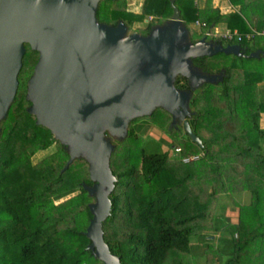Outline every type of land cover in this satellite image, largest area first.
<instances>
[{"label":"trees","instance_id":"1","mask_svg":"<svg viewBox=\"0 0 264 264\" xmlns=\"http://www.w3.org/2000/svg\"><path fill=\"white\" fill-rule=\"evenodd\" d=\"M229 1L237 10L221 17L211 0L202 7L195 6L194 0H143L139 13L127 10L126 0H100L96 18L112 27L121 21L128 34L145 36L154 26L146 21L149 16L160 25L176 7L193 43L204 37L198 31V37L191 38L197 20L208 31L224 19L234 22L231 29L241 33L249 31L247 24L264 29V0ZM139 23L142 30L135 27ZM237 45L245 55L256 50L264 53V37ZM24 48L17 90L0 121V264H103L87 249L90 239L85 236L92 218L88 206L94 202L82 187L92 184L88 165L79 158L64 169L69 159L66 148L27 112L31 103L26 99V84L38 52L28 44ZM191 64L202 74H223L221 81L191 91L188 123L202 147L186 134L180 137L182 128L166 130L171 117L160 108L133 118L126 135L110 142L109 166L116 181L109 196L111 212L101 226L103 241L120 264H193L191 239L205 241L204 233L212 230L231 238L220 239L219 248L205 245L199 259L207 257L208 264H245L250 257L253 264H264V91L257 87L264 85V57L219 53L192 59ZM174 86L190 92L184 77L178 76ZM144 123L170 132L161 142L172 151L179 147L181 156L202 153V157L188 164L174 155L172 160L170 150L161 151L154 143L160 141L135 133L134 125ZM52 145L55 150L49 156L32 162ZM242 192H248L251 200L239 207L236 223L218 217L209 226L216 197ZM219 222L224 225L219 227ZM234 232L238 239L233 238ZM259 242L262 249L255 257L250 247Z\"/></svg>","mask_w":264,"mask_h":264},{"label":"water","instance_id":"2","mask_svg":"<svg viewBox=\"0 0 264 264\" xmlns=\"http://www.w3.org/2000/svg\"><path fill=\"white\" fill-rule=\"evenodd\" d=\"M99 1L0 0V121L15 96L28 44L38 58L26 84L27 112L66 148L64 169L75 159L87 163L92 184L82 187L94 198L88 206L87 249L103 264H120L101 228L116 181L109 166L111 140L123 138L133 118L160 108L202 147L188 123L191 91L221 81L223 74H202L192 68V59L219 53L258 59L264 53L245 55L237 44L204 37L191 42L176 7L147 35L128 34L121 21L112 27L97 20ZM178 76L188 80L190 92L174 86Z\"/></svg>","mask_w":264,"mask_h":264},{"label":"rangeland","instance_id":"3","mask_svg":"<svg viewBox=\"0 0 264 264\" xmlns=\"http://www.w3.org/2000/svg\"><path fill=\"white\" fill-rule=\"evenodd\" d=\"M142 1L143 0H126L127 4H126V8L127 10L133 12V13H139L140 12V6L142 5ZM154 26H156V23L153 22ZM152 26V27H154ZM195 26V23H194ZM193 25L191 26L190 32H191V38H193L194 40L198 37V31H200L199 28L194 27ZM135 27L139 28L140 30H142L144 27L143 24H135ZM134 32V31H132ZM201 32V31H200ZM210 32H213V29L210 30ZM131 33V32H129ZM202 33V32H201ZM205 38V37H204ZM258 38V37H256ZM208 39V38H206ZM208 41V40H207ZM207 84V83H206ZM258 87V91H264V85H262L261 83L257 84ZM192 97V96H191ZM178 128H182V122L178 121L176 122ZM142 124H136L134 125V131L135 133L143 136L144 139L148 140V139H152V140H157L160 142H154L156 143V145L158 146V148L161 151H166V150H170V154H171V159L175 160V157L173 156V151L171 150V148L162 143L161 139H165V136H163L161 134L160 131H158L154 126L148 125V126H143V128H141ZM183 129V128H182ZM181 137H184V134H182ZM176 148V147H174ZM173 148V149H174ZM262 149L264 150V143L262 144ZM55 150L54 145H52L49 149L45 150V151H41L38 152L33 158H32V162L36 163L40 160H42L43 158L49 156L53 151ZM251 198H250V194L248 192H242V194H238V195H231L228 197H225L224 195L219 194L216 197V200L213 202L212 206H211V212L208 218V225H213L214 223H216V219L218 217H224L227 218L231 223H236L237 221V217L239 216V207L242 206H248L249 202H250ZM220 225L219 227L223 226L224 224L222 222H219ZM227 225H225L226 227ZM204 234H206L207 238L205 239V241H203L202 239H198V238H193L191 239V247H193V252L194 254H192L190 260L193 261V264H208L207 263V257H204L203 259H199L197 256L199 255V253L201 254L203 249L205 248V245L209 244V245H214V246H218V248L220 247V245H222L220 243V239H230L231 236L228 233H219V232H215V231H207ZM238 233L234 232L233 233V238L234 239H238ZM225 246V245H224ZM196 247V248H195ZM251 253L253 256L257 257V255H259V251L262 249V246L260 244V242L258 244L253 243L251 245ZM257 251V254H255ZM247 255L246 258H248ZM251 255V256H252ZM201 256V255H200ZM208 256H212V255H208ZM213 257V256H212ZM254 260V258H253ZM252 260V261H253ZM245 264H250V263H254V261L252 262L250 260H244ZM214 264H218V263H214ZM222 264V263H220ZM257 264V263H256Z\"/></svg>","mask_w":264,"mask_h":264},{"label":"built area","instance_id":"4","mask_svg":"<svg viewBox=\"0 0 264 264\" xmlns=\"http://www.w3.org/2000/svg\"><path fill=\"white\" fill-rule=\"evenodd\" d=\"M194 5L197 6V1L194 0ZM148 22H153L154 18L152 16H149L146 20ZM195 26L202 31V35L207 37H213L214 39L218 41H222L226 44H239L242 42L251 43L256 37H264V29L262 30H256L251 28L246 33H240L238 31H221V32H210L205 29L206 25L205 23L197 20L195 21ZM173 155L178 158L183 164H188L191 162L198 161L202 157V153L195 154V155H186L181 156V149L179 147H176L173 149Z\"/></svg>","mask_w":264,"mask_h":264},{"label":"crops","instance_id":"5","mask_svg":"<svg viewBox=\"0 0 264 264\" xmlns=\"http://www.w3.org/2000/svg\"><path fill=\"white\" fill-rule=\"evenodd\" d=\"M196 1H197V5H199L200 7L204 6L205 4V0H196ZM211 6L213 8H217V11L219 12V15L221 17H224V16L226 17V15L237 10V6H234L229 0H211ZM140 9H141V6H140ZM247 26L249 30L252 28L248 24ZM213 27H214L213 32H221V31H226V30L238 31L237 29H231V27L234 28V22H232L231 20L227 21L226 19H224V22L221 21L220 24H217L216 26H213Z\"/></svg>","mask_w":264,"mask_h":264},{"label":"flooded vegetation","instance_id":"6","mask_svg":"<svg viewBox=\"0 0 264 264\" xmlns=\"http://www.w3.org/2000/svg\"><path fill=\"white\" fill-rule=\"evenodd\" d=\"M189 91V90H188ZM187 92V91H186ZM191 99H192V97H191ZM191 99H190V101H191ZM190 101H189V104H190ZM189 110H190V108H189ZM190 112H191V110H190ZM167 113V112H166ZM170 115V114H169ZM170 117H171V115H170ZM190 117H191V115H190ZM189 117V118H190ZM176 122H178V121H176ZM176 122H175V124H173L172 125V118H171V121H169V124H167V126H166V130H168L169 131V129H171V128H176V129H180V128H178V126H177V124H176ZM144 124H149V125H151V126H154L158 131H160L161 132V134L163 135V136H165V137H168L169 135H170V132H166L165 130H163V129H161V128H159L158 126H156V125H153V124H150V123H144ZM144 124H142L143 126H145ZM182 128H183V125H182ZM182 134H186V133H183V132H180L179 133V136L181 137L182 136ZM171 135H174L173 133H171Z\"/></svg>","mask_w":264,"mask_h":264},{"label":"clouds","instance_id":"7","mask_svg":"<svg viewBox=\"0 0 264 264\" xmlns=\"http://www.w3.org/2000/svg\"><path fill=\"white\" fill-rule=\"evenodd\" d=\"M153 18H154V17H153ZM147 19H148V18H147ZM147 19H146V20H147ZM154 21H156L155 18H154ZM154 21H153V22H154Z\"/></svg>","mask_w":264,"mask_h":264}]
</instances>
